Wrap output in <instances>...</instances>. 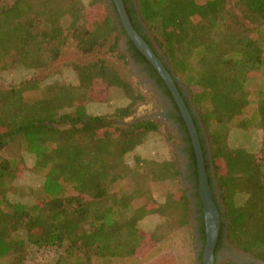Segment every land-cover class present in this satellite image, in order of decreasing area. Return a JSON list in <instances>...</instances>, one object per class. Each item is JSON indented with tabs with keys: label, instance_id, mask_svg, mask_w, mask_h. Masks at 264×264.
Returning <instances> with one entry per match:
<instances>
[{
	"label": "trees",
	"instance_id": "1",
	"mask_svg": "<svg viewBox=\"0 0 264 264\" xmlns=\"http://www.w3.org/2000/svg\"><path fill=\"white\" fill-rule=\"evenodd\" d=\"M123 2L138 32L134 10L128 0ZM135 3L140 21L149 27L171 69L186 86L208 137L225 217L214 256L225 233L233 247L264 261L261 160L243 148H227L233 127L264 131V0ZM87 9L83 0H11L0 5V69L6 58L15 66H47L68 41L80 53L93 56L71 64L75 85L51 84L45 96L32 101L24 93L39 87L36 78L0 87V148L19 137L34 157L33 172L43 178L44 192L30 205L11 200L9 181L16 178L22 158L0 155V260L23 252L28 245L60 248L62 255L52 264H97L102 259L138 257L139 221L145 216L163 217L148 233L156 244L189 223V197L184 189L167 192L163 201L156 202L146 184L148 179L177 178L174 158L139 159L134 166L125 162V155L149 134L158 133L160 124L149 119L122 127L107 122L110 116L132 113L145 96L100 53L112 38L108 50L126 63L116 51L118 34L112 16L105 15L100 23L105 34H98L99 23H87ZM129 43L139 59L147 61ZM93 79L103 81L108 92L119 89L127 103L110 115L89 114ZM65 102L73 104L66 106ZM102 133H109L107 139ZM190 152L196 167L193 148ZM219 162L226 166L223 173L217 172ZM126 177L133 180L132 188L112 193V186ZM200 219L205 240L204 220Z\"/></svg>",
	"mask_w": 264,
	"mask_h": 264
},
{
	"label": "rangeland",
	"instance_id": "2",
	"mask_svg": "<svg viewBox=\"0 0 264 264\" xmlns=\"http://www.w3.org/2000/svg\"><path fill=\"white\" fill-rule=\"evenodd\" d=\"M11 0H0V5L7 4ZM94 0H83L88 7V24H93L95 21L103 23L105 15L110 14L117 24L111 6L107 0H104L101 5L91 2ZM100 6H104L102 9ZM100 8V9H99ZM95 20V21H94ZM117 29L118 39L116 51L124 55L126 63L123 64L121 60L117 59L112 52H110L109 45L112 38L101 49V54L105 56L107 61L116 67L120 74L138 88V90L145 96V101L139 103L135 109L127 116L113 117L110 116L107 122L112 126H126L133 122L149 119L157 121L160 124V131L158 133H151L146 138L144 143L137 146L133 151L128 152L124 159L128 166H134L139 159H153L166 160L174 158L176 160V167L179 171V176L174 179H167L164 181H156L148 179L147 186L150 189L151 195L156 202L163 201L167 192L182 188L186 191L189 197V223L171 233L165 234L162 239L156 244L152 242L148 236L149 231H152L156 225L163 221V217L153 214L145 216L139 221L141 231V246L139 247V256H128L121 258L102 259L97 261V264H200L199 256L202 251L198 242V234L194 222V214L192 208V200L190 197V184L186 180L183 163V155L180 150V140L173 129L164 125L163 120L155 116L159 115L161 110L158 109L155 103L151 90L144 83L143 76L139 74L138 70L130 63L125 56L123 48V39L119 38V31ZM105 29L102 25L98 30V34H105ZM153 34V33H152ZM163 53V52H162ZM92 55H85L80 53L74 46L73 42L68 41L60 51L56 60L49 62L47 66L36 68H28L24 65H12L10 58L5 59V67L0 69V87H7L15 85L22 80L36 78L39 82V87L35 90H30L24 93L27 100L32 101L36 98L45 96L47 94V87L51 84H73L77 83L75 71L71 64L74 62L86 61ZM180 81V78L177 76ZM181 82V81H180ZM182 84V83H181ZM184 91L188 93L184 84ZM110 92V95H109ZM108 92L105 83L99 79H93L90 82V91L88 100L94 101L89 103L87 111L92 115H110L118 106L125 105L127 99L123 93L116 88H111ZM189 94V93H188ZM109 95V99H107ZM191 98V97H190ZM73 102H65L66 106L72 105ZM195 108V107H194ZM195 112L198 114L197 109ZM203 126V124H202ZM204 136L207 139V148L211 157L210 145L208 137L203 126ZM109 133H102V138L107 139ZM109 135H113L110 131ZM204 138V139H205ZM227 148H243L245 151L251 153L256 158L261 160L262 171L264 173V131L258 128L242 129L233 127L228 135ZM0 155L6 157L22 158V163L16 173V178L9 181V197L11 200L20 201L28 205L32 204L34 199L38 196L44 195L42 191L43 178L33 172L34 157L27 152L24 142L16 137L8 141L4 147L0 148ZM226 166L222 162L218 163L217 172H225ZM211 174L215 186V197L220 200L219 189L217 188V181L215 177L214 167L211 162ZM134 182L130 177H126L117 181L111 188L112 193L119 194L132 188ZM242 199V198H241ZM137 200L136 202H139ZM155 206V203L154 205ZM224 207L222 208V211ZM226 237V236H225ZM224 245H222V254L219 253L214 264H222L225 261H233L238 264H264V262L255 260L249 253H245L228 243L227 237L224 238ZM202 250V249H201ZM62 255L61 249L56 246H34L28 245L21 253L10 254L4 259L0 260V264H52ZM65 260H72L65 257ZM61 258L63 261L64 258Z\"/></svg>",
	"mask_w": 264,
	"mask_h": 264
},
{
	"label": "flooded vegetation",
	"instance_id": "3",
	"mask_svg": "<svg viewBox=\"0 0 264 264\" xmlns=\"http://www.w3.org/2000/svg\"><path fill=\"white\" fill-rule=\"evenodd\" d=\"M107 1L109 2V5L111 6L112 12L115 15L114 18L117 22L116 26H117L118 31H119V38L121 37L123 39V48H124L125 56L127 57L128 61L130 63H132L134 65V67L138 70L139 74L143 76L142 79L144 80V83L151 90V93L154 97L155 103L157 104L158 109L161 110L160 114L159 115L155 114V116L158 118H161L163 120L164 125L173 129L174 132L177 134L179 140H180V143H181L180 150H181L182 155H183V163H184L183 171L185 173L186 180L190 184V188H191L190 197L192 200L191 203H192V208H193L192 211H193V214L195 217L194 222L196 225V229L198 231L197 232L198 242L200 244V247L202 246V248H201L202 250L200 249V251H203L205 240H202V236H201L202 235L201 228H202L203 222H201V219H200L201 216L203 217V207H202V202H201L200 196L198 194V190H197V186H198L197 164H196V167H193L192 161L190 158L191 148H193V151H194V147L192 144L190 133L188 131V128L186 126V123L184 121L182 113H181L172 93L170 92L167 84L161 78V76L158 74L156 69L151 65V63L147 59H146L147 61L139 59L134 48L129 43V41H131V40L129 39L124 28L121 25L120 18H119L117 11H116V8L113 4V1L112 0H107ZM127 4H128V6H132V10H134V13H132V16L137 17L138 33L149 43V45L151 46V48L153 49L155 54L158 56V58L163 63V65L166 67V69L169 71L178 91L181 94V97H182L186 107L188 108V110L190 112V115L192 117V120L194 122V125H195L197 133H198V137L200 140V144H201V148H202V152H203V156H204L205 167H206V163H207L206 160L208 161V168L206 167V171H207L208 177H210V180H211V184L210 183L209 184H210V188L212 191V195L214 196V198L216 200V203L218 205V208L220 209V212L223 214L221 205L219 204L218 200L215 197L216 189H215L212 174H211V157L209 155V150L206 146L207 139L204 136V132L202 129L203 128L202 123H201L200 119L198 118V114L195 112V108L192 104L190 95L188 93L186 94L184 92V89H185L184 86L181 84V82L179 81V79L175 75L174 71L171 69L168 61L166 60L165 56L162 53L163 51L156 44L154 36H153L152 32L150 31L149 27L140 21L138 15H137L138 10L135 8L136 7L135 0H128ZM154 122H157V121H154ZM157 123H159V122H157ZM189 140H190V142H189ZM194 155H195V153H194ZM195 160H196V158H195ZM195 169H196L197 181H195V179H194ZM197 194H198V196H197ZM199 201L201 203V206L199 205ZM200 208H201V211H200ZM203 220H204V218H203ZM224 238H226L225 233L223 234V236L221 238L219 248L216 252V255H215L216 260L218 258L219 253L222 254V252H223L222 251V245L225 244ZM254 259L258 260L256 258H254ZM229 261L230 260L225 261L222 264L229 262ZM259 261H261V260H259ZM262 262H264V261H262ZM216 264H217V262H216ZM236 264H238V263H236Z\"/></svg>",
	"mask_w": 264,
	"mask_h": 264
},
{
	"label": "water",
	"instance_id": "4",
	"mask_svg": "<svg viewBox=\"0 0 264 264\" xmlns=\"http://www.w3.org/2000/svg\"><path fill=\"white\" fill-rule=\"evenodd\" d=\"M112 1L119 15L121 25L124 28L127 36L135 45L137 50L151 63V65L156 69L158 74L167 84L170 92L172 93L182 113L188 131L190 133L192 144L194 147L196 164H197V173H198L197 190L202 202L204 228H205V243L202 252L201 263L214 264L215 261L214 249L219 237L221 222L222 221L225 222V217L220 212L216 200L212 195L208 174L205 167L204 156L196 127L194 125L190 112L186 107L181 97V94L178 91L169 71L160 61V59L155 54L149 43L132 26V23L130 21L123 0H112ZM135 8L137 9V6ZM184 92L186 93V91ZM218 202L221 205V208H223V205L222 203H220V200H218Z\"/></svg>",
	"mask_w": 264,
	"mask_h": 264
}]
</instances>
